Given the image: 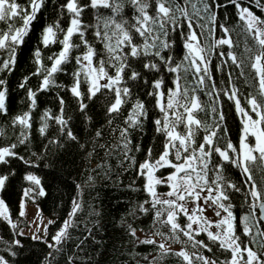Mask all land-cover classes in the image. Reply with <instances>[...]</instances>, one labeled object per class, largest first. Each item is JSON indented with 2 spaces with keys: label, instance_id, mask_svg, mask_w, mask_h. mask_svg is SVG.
I'll list each match as a JSON object with an SVG mask.
<instances>
[{
  "label": "trees",
  "instance_id": "obj_1",
  "mask_svg": "<svg viewBox=\"0 0 264 264\" xmlns=\"http://www.w3.org/2000/svg\"><path fill=\"white\" fill-rule=\"evenodd\" d=\"M80 5L87 3V0H78ZM183 3V0H180ZM196 3V0H192ZM241 8L247 7L257 17L264 19V10L257 5L255 0H238ZM22 6H27V0H17ZM67 0H45L41 10L37 13L36 19L30 25L28 34L24 37V42L19 45L16 51V64L14 70L9 73L7 71L0 73V78L7 80V115H0V148L11 147L16 144L13 150L23 157V160L15 157H6L7 163H0V175L6 176L5 185L0 189V197L4 201L8 213L11 218H19V200L22 195L31 202H35L40 210L50 217L52 223H48L45 238L30 236L20 233L16 226L12 225L5 217L0 215V256L4 257L8 264H68L69 256L73 257L74 264H187L182 257L171 253L179 252L169 245L182 246L184 251L191 255L194 252H202L205 257L223 261L231 258L230 252H222L218 248V244L212 245L207 239L204 232H200L196 236L197 240H204L212 246L211 253L200 248L192 246L193 241H189L188 237L177 231L176 236L179 241L172 239L173 235L169 231V227H165L162 223H153L155 210H151L147 214L139 210V205L146 199H151L144 190L146 177H137V168L140 163L145 160V151L149 147L154 149L152 160L157 158L162 151L164 143L163 135L155 131L153 121L157 119L161 113L155 106V100L146 96V91H151L144 84V80L129 82L132 86V96L129 103L121 108V114H109L107 107L112 101L113 96L106 89H102L97 96L87 99L85 96L83 102L87 104V108L81 111L77 98L73 97L68 90L72 86L71 71L76 67L73 64L67 65V73H57L55 75L56 83L63 85V88L52 87L47 91H38L36 95V107L31 111V129H25L28 140L25 144H20L19 140L21 128L13 126L12 118L23 115L29 111V102L26 97V90L19 87L24 77H30L27 81V87L33 91L37 90L38 84L42 81V77L33 76L41 65L50 66L51 62L47 57L54 52H59L61 46L52 44L44 47L41 43V33L43 29L49 25H53L57 20L60 26L67 28L69 24L67 10H61L59 5L66 4ZM212 3V0H208ZM216 3L225 5L221 8L213 6L212 11L216 14V24L213 25L208 19L206 13H201L204 19L196 20V23L203 25V28L197 27L196 23L193 27L196 29L200 44L206 49V56L211 60L213 80L217 84V92L221 96V103L216 105L214 100L203 93H198L200 100L204 102V111L198 112L197 118L206 126H214L219 122L218 115L212 112V106L217 107V111H223L226 120L221 122L226 127L227 132L220 130L219 136L215 141V146L225 148L228 141H231L239 151V141L242 134V114L236 111L234 103L227 99L222 89L231 91L232 85L228 83L229 73L232 75V83L239 89L237 98L241 102V106L250 112V106L246 102L249 93L256 96L259 89V77L256 70L252 68L254 55L258 54V45L252 39L251 35L246 31L245 21L239 19L238 9L228 0H216ZM260 5H264V0H260ZM189 13L191 14V6L189 5ZM197 7H203L197 4ZM91 9L82 13V21L84 23L94 22V15ZM149 14L153 13V9L149 8ZM103 15H110L109 9H100ZM134 9L126 3L123 4V13L125 19L131 21ZM180 21L184 22V18L180 17ZM16 26H20V22H15ZM224 25L228 29V34L220 28ZM172 26L169 25L171 32ZM215 28L213 34L209 30ZM0 29L6 30V25L0 22ZM186 31V28L183 29ZM90 35V32L89 34ZM221 38H230L232 47L228 45H219L215 48L212 45ZM77 38L73 37L75 41ZM165 37L161 35V40ZM170 42L172 47L166 49L164 54L171 56L175 63H180L183 59L186 49L183 48V37L178 36L176 32H171ZM100 47L99 44L96 45ZM251 48L249 52L247 49ZM41 52L40 64L36 63L35 52ZM231 51L237 59L242 61L243 75H240L241 69H237L235 65L228 59L227 53ZM83 49L77 50L73 55H78ZM220 53H224L221 56ZM7 59V53L0 51V60ZM225 61L226 63H222ZM147 62V61H145ZM185 66L189 62L184 61ZM219 66L220 70H217ZM133 67L140 71L144 79L154 82L156 79H163V89L174 87L172 81L175 75L187 77L181 83L192 85L191 72L185 73L180 70L178 73H169L166 69H162L159 73L149 72L143 69L141 63L134 62ZM114 74V73H112ZM223 81V83H221ZM88 85H81V92H87ZM59 97L64 98L65 106L63 117L68 120L65 134L60 131L61 126L54 119L48 120V128L44 135H41L38 129L42 121L40 117L45 111L50 112L51 117L60 115ZM139 98L145 102L149 110V119L144 121L143 131L131 132L133 149L128 153L129 156L136 158V164L129 167L131 161L123 156L124 140L120 136V130L126 125L125 118L132 109V104ZM211 105V106H210ZM264 110V109H262ZM182 111V109H181ZM255 115L254 113H250ZM115 117V118H113ZM70 118V119H69ZM111 121V122H110ZM264 128V125H261ZM182 126L179 128L180 130ZM70 129L76 140H70L66 136L67 130ZM100 133L97 136V133ZM203 128L197 135V141L202 142L204 135ZM141 145L142 150L135 151V146ZM233 158L237 153H230ZM257 155V153H254ZM28 161V163H25ZM219 161L224 167L221 173L225 180L237 185L241 188L239 193L229 191L230 201L233 205L232 211L236 216V233L241 236L244 243H248L250 237L243 234L242 217L249 211L248 204L252 202L250 196L246 197L249 191L248 181L246 180L241 168L230 163L224 162L214 154L211 157L208 166L207 175L215 176L217 180V170L213 165ZM257 164L251 165L252 175L260 191L264 193V172ZM172 172L170 168H160L157 174H167ZM28 175H34L40 184L36 185L33 181L26 179ZM135 179V187L139 190L133 191L128 185ZM220 183H223L222 181ZM166 184L157 185V190H163ZM43 189L44 195L40 196L39 191ZM30 190V191H29ZM28 191L26 196L24 193ZM76 200L81 204V210L72 219L75 221V227L68 229L70 239L58 246L61 251L49 248L48 244L53 243L52 235L59 229L61 224L69 219V213L72 209L73 201ZM145 208L150 205L145 204ZM157 207H160L157 205ZM258 216V211L256 209ZM166 219L165 216L160 218ZM22 220V219H21ZM186 216L180 213L177 222L184 226ZM23 222V220H22ZM251 225L256 222L250 220ZM131 225L136 229V236L133 237L127 230V225ZM262 230V224L259 223ZM91 229V235L88 232ZM159 232L162 235H153ZM253 234L256 233V227L252 228ZM94 237V239H93ZM144 239L155 240L156 244H140L137 241ZM261 238L256 236V243L249 246L264 259V247H261ZM51 242H49V241ZM83 240L84 243L80 244ZM19 242L18 244L16 242ZM160 243L168 244L170 253L163 259H154L160 256ZM80 245L77 247L76 245ZM15 253V255H13ZM148 257V261L143 258ZM193 264H201L193 257Z\"/></svg>",
  "mask_w": 264,
  "mask_h": 264
},
{
  "label": "snow or ice",
  "instance_id": "obj_2",
  "mask_svg": "<svg viewBox=\"0 0 264 264\" xmlns=\"http://www.w3.org/2000/svg\"><path fill=\"white\" fill-rule=\"evenodd\" d=\"M44 2L45 0H27V6H22L17 3V0H0V22L6 25V30L0 29V51L7 53V59L0 60V73L5 71L11 73L14 70L17 48L24 42V37L28 34L30 25L36 19ZM228 2L236 6L239 19L245 21L246 31L258 45V54L254 55V62L251 66L256 70L259 77L257 95H259L260 100L249 93L245 99L250 106V112L246 111L237 98L239 89L232 83L233 74L231 73H229L228 79V83L232 85L231 91L221 90L227 99L234 103L236 111L244 117L239 151L231 141L226 143L223 150L215 146L220 130L227 132L226 127H223L221 123L226 120L223 111L218 112L217 107L212 106V112L216 113L219 118V122H216L214 126L203 125L196 115L198 112L204 111V102L200 100L198 93H203L210 100H214L216 105L221 103L216 81L213 80L212 68L210 67L211 60L206 56V49L200 44L196 29L193 27L197 18H205L201 16L202 12L207 14V19L213 25L216 24V14L212 8L213 6L216 8L225 6L216 3V0H212L211 4L208 3V0H196V3H193L192 0H183V3L180 0H87V3L83 5H80L78 0H67L66 4H60L61 10H67L68 27L66 29L61 27L59 20L53 25L45 27L41 33V43L46 48L52 44H59L61 49L47 57L48 61L51 62L50 66L41 65L32 73L33 76L42 77L36 91L27 87V81L30 77H24L19 87L26 90L29 111L22 116L18 115L12 118L11 123L13 126L18 125L21 128L20 136L22 138L19 143L25 144L29 138L25 134V129H31V111L36 107L37 92L47 91L52 87L63 88V85L56 83L55 75L67 73L66 66L73 64V62L78 67L70 73L73 82L68 90L73 97L77 98L81 111L87 108V104L83 102L85 96L87 99H92L102 89H106L113 96L107 111L110 115L114 113L119 116L122 106L131 100L132 86L134 85L130 86L129 82L144 80V84L151 89V91H146L145 95L155 100V106L161 113L153 121V124L155 131L163 135L164 143L162 151L154 162H152L154 149L152 147L144 149L145 160L138 165L137 177H146L144 190L151 197L139 205V210L147 214L154 209L153 223L160 222L165 227L170 226L169 231L173 234L172 239L179 241V237L175 235L179 231L188 237L189 241H193L192 246L194 248H202L211 253L213 251L212 246L205 243L204 240L195 239L193 235L194 232L196 236L200 232L206 233L207 239L212 245L218 244L219 250L231 253L230 259L219 261V264H264V259H261L260 255L249 246L256 243V236L264 238V230L259 228L260 221H264V193L260 191V186L254 180L250 167L259 161L258 167L264 172V128L261 127L264 125V110H262L264 109V19L257 17L247 7L241 8L238 0H228ZM255 2L261 7V10H264V5H260V0H255ZM124 3L134 9L131 21L122 15ZM197 4H201L203 7H197ZM189 5L191 6V14L189 13ZM149 8L153 9L152 14H149ZM88 9L94 10L95 19L94 22L84 23L82 13ZM100 9H109L111 14L103 15ZM180 17L184 18V22L180 21ZM16 21L20 22L19 27L16 26ZM169 25L172 26L171 32H176L178 36L183 37V48L187 50L180 63H175L171 56L164 54L166 49L172 47ZM196 26L204 27L198 23ZM185 28L186 31H183ZM220 28L227 36L228 29L224 25H220ZM214 31L215 28L209 30L210 34H213ZM89 32L90 35H88ZM161 35L165 37L164 40H161ZM73 37L77 39L74 41ZM97 44L100 45L99 48H97ZM219 45H228L230 48L233 46L230 38L218 39L212 47L215 48ZM80 49H83L82 53L73 55ZM247 50L252 51L251 48ZM34 55L36 63L39 65L41 52L37 50ZM220 55L224 56L225 54L220 53ZM227 57L237 69H241L240 75L242 76L241 66L243 62L238 60L231 51L227 53ZM184 61L189 62L188 66H185ZM134 62L141 63L143 69L149 72L159 73L162 69H166L169 73H178L180 70L185 73L191 72L192 85L181 83L187 77H181L177 74L172 81L174 87L163 89V79H156L154 82L144 79L141 72L133 67ZM222 63L226 62L222 61ZM217 70H220L219 66ZM105 79L107 82L101 84L100 81ZM82 84L88 85L86 93L80 90ZM7 95V80L0 78V115H7ZM57 95L60 115L51 117L49 111L43 113L40 117L42 124L38 129L41 135H44L48 128L49 119H54L61 126V133L65 134L68 125V120L63 117L65 100L59 97V94ZM250 113H254L257 119H253ZM147 119H149V110L145 102L137 98L124 120L126 127L120 130V136L124 140L123 156L131 161L129 167L136 164V158L128 155L133 150L130 147L132 144L130 129L143 131L144 121ZM181 126H183V132L177 130ZM201 128L205 134L201 138L202 142H198L197 135ZM0 134H2V130H0ZM99 135L98 132L97 136ZM66 136L70 140H76L70 129L67 130ZM249 136L254 138V144L249 143ZM16 147V144H12L10 148H0V163H7L6 157L23 160V157L13 151ZM141 150V145L137 144L135 151ZM230 153H237V156L233 158ZM254 153H258V156ZM170 154L174 155L178 163H173L169 159ZM214 154H218L224 162L241 168L248 181L249 191L246 193V197L250 196L252 202L248 204L249 211L241 218L243 234L250 237L248 243H244L241 236L236 233V216L232 211L233 205L230 202L224 203L230 201V190L239 193L241 188L225 180L221 173L224 166L219 161L213 165L217 170V180L212 182L215 184V188L208 183V166ZM165 167L174 169V171L167 177L154 175L157 170ZM6 179V176L0 177V189L4 187ZM26 179L33 181L36 185L40 184L34 175H28ZM221 181L223 183H220ZM161 184H167L171 190L158 194L156 186ZM128 187L133 191L139 190L135 187V179ZM205 190H207L208 195L203 197L204 204L212 207L215 215L220 217L215 223V227L219 230L215 234L209 230L212 226L211 222L205 219L204 224L200 223L201 217L197 215V212L203 213L205 211L203 206L198 203L195 204L191 214L187 208L189 202L195 203L200 200L201 193ZM213 192H216L215 196L212 195ZM44 194L43 189H41L39 195L43 196ZM25 195H28V191L25 192ZM145 204L150 205V208H145ZM257 208L260 210L259 216L256 214ZM0 209H4L3 200H0ZM80 210L81 204L74 200L69 219L64 221L63 227L52 237L53 243L48 244L49 248L55 249L57 252L61 251L58 246L70 239L68 229L76 226L72 218ZM4 211L6 212V209ZM180 213L187 217L184 226L177 222ZM222 213L227 215L223 216ZM165 214L166 219L161 220L160 218ZM250 220H254L256 223L251 225ZM194 224L198 225L195 229L193 228ZM253 227H256L255 234L252 232ZM127 230L131 236H136V229L132 228L130 224L127 225ZM88 232L91 235L92 230L88 229ZM153 235H162V233L155 232ZM136 242L140 244L157 243L152 239L139 240V238ZM83 243L84 241L81 240L80 244ZM260 244L261 247H264V239H261ZM76 246L80 247L79 244ZM158 247L160 256L154 259H163L171 251L164 243H160ZM171 254L182 257L187 264H193V257L201 264H218L217 260L205 257L202 252H194L189 255L182 250ZM143 259L148 261V257ZM0 264H8V261L0 256ZM68 264H74L72 256H69ZM148 264H152V261H149Z\"/></svg>",
  "mask_w": 264,
  "mask_h": 264
},
{
  "label": "rangeland",
  "instance_id": "obj_3",
  "mask_svg": "<svg viewBox=\"0 0 264 264\" xmlns=\"http://www.w3.org/2000/svg\"><path fill=\"white\" fill-rule=\"evenodd\" d=\"M106 82H107L106 79L100 81L101 84L106 83ZM253 119H257V117L256 116H253ZM243 120H244V117L242 116V121ZM181 129L182 130H180L178 128L177 130L180 131V132H183V126H182ZM242 134H243V129H242ZM242 134H241V136H242ZM249 143H251V144H254L255 143L254 138L251 137V136H249ZM157 158H155V159H157ZM155 159H153L152 162H154ZM169 159L173 163H178V161L175 160V157L172 154H170ZM173 171H174V169H172V172ZM170 173H167V174H164V173L157 174V171H156L154 173V175L157 176V177H161V176L167 177ZM0 177H4V176L0 175ZM207 180H208L209 185H211L213 188H215V184L212 183L213 181H216L215 176H213V175H211V176L207 175ZM201 183H203V181H201ZM170 190L171 189H170V187L167 184H166V186L164 187L163 190H157V188H156V191H157L158 194L166 193V192H168ZM197 191H199V189H197ZM207 195H208V192H207V190H205L204 192L201 193V199L198 200V201H196L195 203L189 202L187 204V208L189 210V214H191V210L195 207V204L198 203L201 206H203L205 208V211L203 213H200L199 211L197 212V215L201 217L200 223L201 224H204L205 219L207 221L211 222L212 226L209 228V230L212 231L215 234L217 231H219L215 227V223L220 219V217H217L215 215V212L212 210V207L206 206L204 204L203 197L204 196H207ZM212 195L215 196L216 195V192H213ZM0 200H2L1 197H0ZM209 204H211V201H209ZM4 209H6V212L4 211ZM4 209H0V212H3V214H0V215L3 216V217L7 216L6 219L9 222H11L12 225L16 226L17 229H18V231L20 233L28 234V235L33 236V237H42V238H45V236H46V230L45 229H47V225H48V223L50 221V217L47 216L46 214H44L40 210L39 206L35 202H31V201L27 200L25 198V196L22 195L21 198H20V200H19V214H20V217L19 218H16V219L10 217V215L8 213V210L6 208L5 203H4ZM21 213H23V214H21ZM222 215L223 216H226L227 214L226 213H222ZM21 219L23 220V222H22ZM186 222H187V217H186V221L184 222V224H186ZM63 224H64V222L61 224V226L55 232V234L52 235V237L55 236L57 234V232L63 227ZM205 226H207V225H205ZM197 227H198V225H196V224L193 225V228L194 229L197 228ZM52 237H51V240H52ZM49 242H51V241H49ZM166 246H168V244H166ZM169 246H172V247H174L175 249H177L179 251H182V250L184 251V249L182 248V246L181 247L178 246V245H175V246L169 245ZM245 259H246V255H245Z\"/></svg>",
  "mask_w": 264,
  "mask_h": 264
},
{
  "label": "water",
  "instance_id": "obj_4",
  "mask_svg": "<svg viewBox=\"0 0 264 264\" xmlns=\"http://www.w3.org/2000/svg\"><path fill=\"white\" fill-rule=\"evenodd\" d=\"M257 211H258V216H259V211H260L259 208H257ZM260 222L262 224V228H263L262 230H264V221H260Z\"/></svg>",
  "mask_w": 264,
  "mask_h": 264
},
{
  "label": "bare ground",
  "instance_id": "obj_5",
  "mask_svg": "<svg viewBox=\"0 0 264 264\" xmlns=\"http://www.w3.org/2000/svg\"><path fill=\"white\" fill-rule=\"evenodd\" d=\"M252 116H255V115H253V114H251ZM243 126V125H242ZM258 154V153H257ZM261 223V222H260Z\"/></svg>",
  "mask_w": 264,
  "mask_h": 264
}]
</instances>
